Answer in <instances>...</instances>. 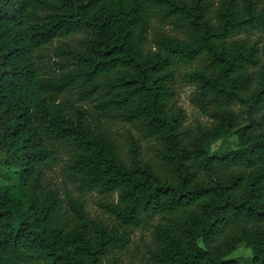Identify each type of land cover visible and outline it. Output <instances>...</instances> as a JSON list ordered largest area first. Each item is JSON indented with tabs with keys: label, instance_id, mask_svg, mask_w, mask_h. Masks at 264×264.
Listing matches in <instances>:
<instances>
[{
	"label": "trees",
	"instance_id": "obj_1",
	"mask_svg": "<svg viewBox=\"0 0 264 264\" xmlns=\"http://www.w3.org/2000/svg\"><path fill=\"white\" fill-rule=\"evenodd\" d=\"M2 152L0 264H264V0H0Z\"/></svg>",
	"mask_w": 264,
	"mask_h": 264
},
{
	"label": "rangeland",
	"instance_id": "obj_2",
	"mask_svg": "<svg viewBox=\"0 0 264 264\" xmlns=\"http://www.w3.org/2000/svg\"><path fill=\"white\" fill-rule=\"evenodd\" d=\"M168 28V27H167ZM152 37V35L150 36ZM182 76L179 77V87L177 89L178 102L186 108L189 114L194 113L193 105L190 101V93L193 89L191 84L183 81ZM118 130V134L123 143H125V134L130 131L133 134H137V131L133 129L129 124L118 123L115 125ZM221 140L214 142L213 148H216L220 144ZM144 145L146 143L144 142ZM5 153L0 154V185L12 182L16 178L17 167L12 163H6ZM50 180L58 186H63V168L62 164L54 167V169L48 172ZM81 197L85 200L86 208L92 215L100 216L108 220H112L109 210L104 206L107 201L116 200L117 195H104L98 191H84L81 192ZM152 229L150 227L138 228L132 234V241L127 249L120 252L122 258L126 264H156L152 263L148 259V247L151 243ZM251 254V248L245 244H240L232 252L231 256L245 257Z\"/></svg>",
	"mask_w": 264,
	"mask_h": 264
}]
</instances>
